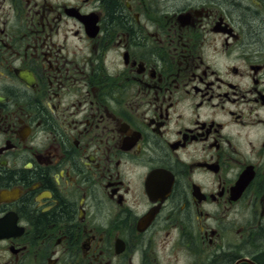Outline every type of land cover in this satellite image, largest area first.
<instances>
[{"label":"flooded vegetation","instance_id":"af4514ba","mask_svg":"<svg viewBox=\"0 0 264 264\" xmlns=\"http://www.w3.org/2000/svg\"><path fill=\"white\" fill-rule=\"evenodd\" d=\"M0 264H264V0H0Z\"/></svg>","mask_w":264,"mask_h":264},{"label":"trees","instance_id":"16d2710c","mask_svg":"<svg viewBox=\"0 0 264 264\" xmlns=\"http://www.w3.org/2000/svg\"><path fill=\"white\" fill-rule=\"evenodd\" d=\"M108 17L110 19H117L119 17V12L115 6V4H110L109 7H108ZM16 177V176H14Z\"/></svg>","mask_w":264,"mask_h":264}]
</instances>
